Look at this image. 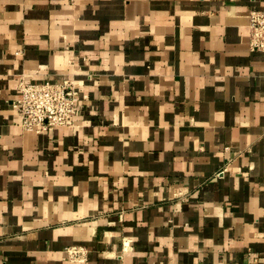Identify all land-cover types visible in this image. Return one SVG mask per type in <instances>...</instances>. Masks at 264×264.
<instances>
[{
  "label": "crops",
  "instance_id": "obj_1",
  "mask_svg": "<svg viewBox=\"0 0 264 264\" xmlns=\"http://www.w3.org/2000/svg\"><path fill=\"white\" fill-rule=\"evenodd\" d=\"M251 9L0 0V264H264ZM66 79L74 122L26 130L21 80Z\"/></svg>",
  "mask_w": 264,
  "mask_h": 264
},
{
  "label": "built area",
  "instance_id": "obj_2",
  "mask_svg": "<svg viewBox=\"0 0 264 264\" xmlns=\"http://www.w3.org/2000/svg\"><path fill=\"white\" fill-rule=\"evenodd\" d=\"M251 48L264 51V10L249 12ZM21 96L13 106L21 116L26 130L43 132L51 126L69 125L82 108L80 92L72 80L63 82H25L19 84ZM76 254L77 250H71Z\"/></svg>",
  "mask_w": 264,
  "mask_h": 264
}]
</instances>
